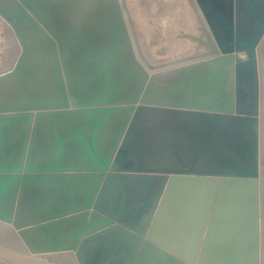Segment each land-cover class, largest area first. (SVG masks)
Wrapping results in <instances>:
<instances>
[{
  "label": "water",
  "instance_id": "95a60500",
  "mask_svg": "<svg viewBox=\"0 0 264 264\" xmlns=\"http://www.w3.org/2000/svg\"><path fill=\"white\" fill-rule=\"evenodd\" d=\"M195 2L213 49L150 74L120 0H0L21 46L0 75V221L30 225L20 235L32 253L73 250L78 264H262L264 0ZM30 189L63 194L20 223L17 196ZM161 216L165 244L152 231ZM0 264L56 263L0 244Z\"/></svg>",
  "mask_w": 264,
  "mask_h": 264
},
{
  "label": "rangeland",
  "instance_id": "374dc122",
  "mask_svg": "<svg viewBox=\"0 0 264 264\" xmlns=\"http://www.w3.org/2000/svg\"><path fill=\"white\" fill-rule=\"evenodd\" d=\"M134 53L150 74L201 61L215 45L195 0H120ZM11 27L0 18V74L14 56ZM259 49L261 83V223L264 264V41ZM9 55V56H8ZM15 229V228H14ZM68 252L52 253L55 256ZM46 255V254H43ZM71 258V257H70ZM72 259V258H71ZM57 264H76L59 256Z\"/></svg>",
  "mask_w": 264,
  "mask_h": 264
},
{
  "label": "bare ground",
  "instance_id": "6f19581e",
  "mask_svg": "<svg viewBox=\"0 0 264 264\" xmlns=\"http://www.w3.org/2000/svg\"><path fill=\"white\" fill-rule=\"evenodd\" d=\"M1 18V17H0ZM3 20V19H2ZM9 25V24H8ZM8 29V36H9V44L13 48V51H10L11 53H14V56L11 60H9L7 67H5V72H3L0 75L5 74L6 72L10 71L13 69L19 55L21 52V46L20 43L12 29V27L7 28ZM261 48V47H260ZM9 56V55H8ZM261 122V121H260ZM261 149V148H260ZM262 188V187H261ZM63 192L61 190H48V191H41V190H34L30 189L25 191L24 196L20 198V196H17L16 200V207H15V213L16 211L20 217V223H28L33 219L32 213L35 211V208L38 206L39 203L45 201L48 197H55L56 194ZM64 197V195H62ZM21 202V203H20ZM20 205V206H18ZM60 202L59 200L56 202V205H54V208L56 210L57 206L59 207ZM39 214V213H37ZM262 224V223H261ZM79 225V222L76 220L69 221L67 223L61 224L59 226L60 233H64L65 231H68L69 229H72L73 227H76ZM31 226H24L20 228H16L13 223H5L0 221V244L1 245H6L8 247H11L13 249L23 251L27 254L30 255H36L39 258H44L50 262L56 263L58 262L57 258L61 256L62 258L65 257V259L72 260L77 263L76 257H75V252L73 250H66V251H60V252H68L61 254L59 256H55L52 253L55 252H50V253H32L31 250L28 249L26 242L24 241L23 237L20 235V230H25L30 228ZM15 228V229H14ZM262 228V227H261ZM35 234V231H31L29 234L26 233L25 236L27 239L33 241L36 245L38 243L41 244V239L38 237V235ZM50 239H52V235H48ZM60 252H56L60 253ZM46 254V255H43ZM72 259H71V258Z\"/></svg>",
  "mask_w": 264,
  "mask_h": 264
},
{
  "label": "crops",
  "instance_id": "0c3cea01",
  "mask_svg": "<svg viewBox=\"0 0 264 264\" xmlns=\"http://www.w3.org/2000/svg\"><path fill=\"white\" fill-rule=\"evenodd\" d=\"M153 233L155 235H159V236H156V240L162 244H165L166 243V233H167V230L166 228L164 227L163 225V216L160 217V222L156 224V226L154 227V230H152ZM167 242H169V244L173 247H176L175 245H179V239H176L175 237L171 238L170 241L167 240Z\"/></svg>",
  "mask_w": 264,
  "mask_h": 264
}]
</instances>
